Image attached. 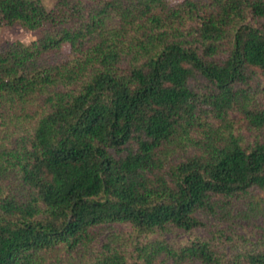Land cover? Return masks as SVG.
I'll return each instance as SVG.
<instances>
[{"label":"trees","instance_id":"obj_1","mask_svg":"<svg viewBox=\"0 0 264 264\" xmlns=\"http://www.w3.org/2000/svg\"><path fill=\"white\" fill-rule=\"evenodd\" d=\"M0 264H264V0H0Z\"/></svg>","mask_w":264,"mask_h":264},{"label":"rangeland","instance_id":"obj_2","mask_svg":"<svg viewBox=\"0 0 264 264\" xmlns=\"http://www.w3.org/2000/svg\"><path fill=\"white\" fill-rule=\"evenodd\" d=\"M43 5L49 9L51 8L57 0H41ZM173 3L179 0H171ZM32 32L27 31L19 26H12V27H0V43L4 44L6 42L19 40L23 41L26 36Z\"/></svg>","mask_w":264,"mask_h":264},{"label":"clouds","instance_id":"obj_3","mask_svg":"<svg viewBox=\"0 0 264 264\" xmlns=\"http://www.w3.org/2000/svg\"><path fill=\"white\" fill-rule=\"evenodd\" d=\"M37 39L36 36L32 35L31 33H29L26 38L22 41V43H24L25 46H28L29 44H31L33 41H35Z\"/></svg>","mask_w":264,"mask_h":264}]
</instances>
